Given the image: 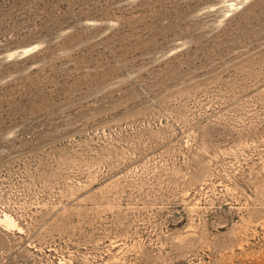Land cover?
Segmentation results:
<instances>
[{
	"label": "rangeland",
	"instance_id": "rangeland-1",
	"mask_svg": "<svg viewBox=\"0 0 264 264\" xmlns=\"http://www.w3.org/2000/svg\"><path fill=\"white\" fill-rule=\"evenodd\" d=\"M4 214L0 264H264V0H0Z\"/></svg>",
	"mask_w": 264,
	"mask_h": 264
},
{
	"label": "bare ground",
	"instance_id": "bare-ground-1",
	"mask_svg": "<svg viewBox=\"0 0 264 264\" xmlns=\"http://www.w3.org/2000/svg\"><path fill=\"white\" fill-rule=\"evenodd\" d=\"M0 222L3 223L8 229L17 227L14 220L8 214H4L3 218L0 219Z\"/></svg>",
	"mask_w": 264,
	"mask_h": 264
}]
</instances>
